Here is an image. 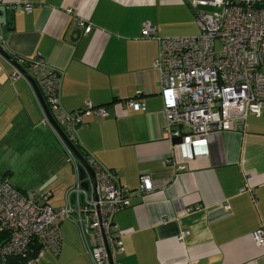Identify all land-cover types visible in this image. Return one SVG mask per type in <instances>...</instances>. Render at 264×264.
<instances>
[{
    "label": "crops",
    "instance_id": "obj_1",
    "mask_svg": "<svg viewBox=\"0 0 264 264\" xmlns=\"http://www.w3.org/2000/svg\"><path fill=\"white\" fill-rule=\"evenodd\" d=\"M144 22L155 27L157 36L198 30L184 0H0V45L14 60L38 57L60 73L63 110L81 109L86 102L106 109L104 117H80L73 144L130 189V206L113 217L121 231L123 250L115 257L121 264H264V244L256 245L251 237L264 221V103L259 115L248 114L234 129L212 130L207 153L184 161V169L164 163L169 157L181 162L174 138L163 129L152 66L157 41L141 36ZM86 24L91 28L83 32ZM14 68L0 55V176L19 189L49 191L50 203L59 206L79 162L75 157L74 168L65 161L54 129L41 123L29 82L9 78ZM133 96L142 97L143 108L121 105ZM32 161L45 166L38 183L25 185L15 172ZM142 173L153 187L143 196L136 190ZM247 174L249 189L241 192ZM185 207L191 210L184 213ZM58 227V253L45 249L39 259L50 253L51 264H90L75 224L61 219ZM182 230L187 233L177 239Z\"/></svg>",
    "mask_w": 264,
    "mask_h": 264
},
{
    "label": "built area",
    "instance_id": "obj_2",
    "mask_svg": "<svg viewBox=\"0 0 264 264\" xmlns=\"http://www.w3.org/2000/svg\"><path fill=\"white\" fill-rule=\"evenodd\" d=\"M184 1L198 28L195 34L157 36L150 23L144 22L141 27V36H152L157 41L152 66L158 74L163 129L168 139L182 135L174 146L181 163L172 157L164 159V163L176 165L177 171L184 169V161L207 153V136L212 130L234 129L235 123H242L248 114L259 115L264 103V0ZM203 6L213 9L206 11ZM23 9L28 11L30 5H23ZM76 22L83 24L79 19ZM90 28V24L83 25V32ZM15 61L27 67L52 118L72 143L73 130L82 115L106 116L104 106L89 102L81 109L63 110L58 96L60 73L45 66L38 57H15ZM9 78L24 76L14 68ZM121 105L143 108L144 102L141 96H133L124 99ZM41 111V123H48L42 108ZM53 131L63 146L65 161L76 168L75 156ZM84 159L93 170L95 183L88 173L83 179L75 173L59 206L50 203L49 191L19 189L6 175L0 176V264H9L11 258H16L17 264H36L45 249L57 254L61 219L75 224L90 264H121L115 259L123 250L121 231L113 217L130 206V189L93 157L85 155ZM249 179L248 174L244 175V185L239 191L249 189ZM82 180L87 181V188L82 187ZM136 190L141 196L153 190L147 174L139 175ZM223 207L229 208L226 202ZM197 208L195 205L194 209ZM190 210L185 207L183 212ZM186 233L180 231L177 239ZM251 237L256 245L264 244V221ZM188 264L197 263L193 260Z\"/></svg>",
    "mask_w": 264,
    "mask_h": 264
},
{
    "label": "water",
    "instance_id": "obj_3",
    "mask_svg": "<svg viewBox=\"0 0 264 264\" xmlns=\"http://www.w3.org/2000/svg\"><path fill=\"white\" fill-rule=\"evenodd\" d=\"M77 32V30L75 31V33ZM0 55L2 57H4V59H6L7 61H9L13 66L17 67V69L23 74L24 78L29 82V84L31 85L37 100L48 120V122L50 123V125L52 126V128L55 130V132L59 135V137L62 139V141L68 146V148L71 150L72 154L76 157V159L78 160V167H77V171H78V177L79 179H83L86 175V173H88L90 175L91 181L94 184V173L92 168L88 165V163L86 162V160L84 159L83 155L81 154V152L75 147V145L67 138V136L65 135V133L61 130V128L57 125V123L55 122V120L52 118L41 94L40 91L36 85V83L34 82L33 78L28 74V72H26L24 70V68L19 65L8 53H6L3 48L0 45ZM181 137L182 135H180L179 137L174 138V143L178 144L181 141ZM87 181H81V185L84 188H87Z\"/></svg>",
    "mask_w": 264,
    "mask_h": 264
},
{
    "label": "rangeland",
    "instance_id": "obj_4",
    "mask_svg": "<svg viewBox=\"0 0 264 264\" xmlns=\"http://www.w3.org/2000/svg\"><path fill=\"white\" fill-rule=\"evenodd\" d=\"M202 9H204V10H206V11H211L213 8L212 7H210V6H203L202 7ZM216 49H218L219 48V44L218 43H216ZM39 163H41V162H31V164L29 165V168H27V169H22V168H19V169H16V172H15V176H17V177H19V178H21V180L24 182V184L26 185V183L25 182H30V181H33V182H36V183H38L39 182V180H40V176H42L41 174L42 173H40V169L42 168V167H44L45 165H43V164H39ZM46 169V168H45ZM45 169H43V170H45ZM34 173H36L37 175H35V176H33L32 174H34ZM3 175V174H2ZM10 182V181H9ZM11 183V182H10ZM54 184H52L51 186H53V185H56L57 184V181H54L53 182ZM11 184H13V183H11ZM24 189H30L29 187L28 188H24ZM55 192V191H54ZM59 192V191H58ZM54 198H56V199H58V197H59V193L57 194H54V196H53ZM66 221V220H65ZM65 221H63V222H65ZM67 223H70V222H68V221H66ZM71 224V223H70ZM73 225V224H72ZM71 229H74V227H72ZM54 257V256H53ZM44 259H47L48 260V263L47 264H51L52 263V259H54V258H52V256H51V254L49 253V254H46L42 259L40 258L39 260H38V264H43L42 263V260H44ZM36 263V264H37Z\"/></svg>",
    "mask_w": 264,
    "mask_h": 264
},
{
    "label": "trees",
    "instance_id": "obj_5",
    "mask_svg": "<svg viewBox=\"0 0 264 264\" xmlns=\"http://www.w3.org/2000/svg\"><path fill=\"white\" fill-rule=\"evenodd\" d=\"M10 22V21H9ZM75 146L77 147V149L80 151V149H79V147H78V145L75 143ZM82 153V152H81ZM2 234L0 233V239L2 238V236H1ZM9 264H17V260H16V258H11V261H10V263Z\"/></svg>",
    "mask_w": 264,
    "mask_h": 264
}]
</instances>
